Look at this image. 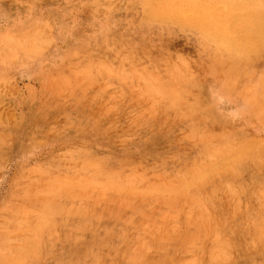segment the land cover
Masks as SVG:
<instances>
[{
  "label": "rangeland",
  "instance_id": "1",
  "mask_svg": "<svg viewBox=\"0 0 264 264\" xmlns=\"http://www.w3.org/2000/svg\"><path fill=\"white\" fill-rule=\"evenodd\" d=\"M222 1L0 0V264H264V0Z\"/></svg>",
  "mask_w": 264,
  "mask_h": 264
},
{
  "label": "bare ground",
  "instance_id": "2",
  "mask_svg": "<svg viewBox=\"0 0 264 264\" xmlns=\"http://www.w3.org/2000/svg\"><path fill=\"white\" fill-rule=\"evenodd\" d=\"M174 1H175V0H174ZM223 1H224V0H223ZM223 1H222V2H223ZM239 1H240V0H239ZM243 1H244V0H243ZM225 2H226V1H225ZM248 2H249V1H248ZM254 2H255V1H254ZM233 3H234V2H233ZM240 3H241V1H240ZM244 3H245V2H244ZM171 4H172V3H171ZM177 4H179V3H177ZM180 4H181V3H180ZM248 4H249V3H248ZM255 4H256V3H255ZM184 5H185V3H184ZM184 5H183V6H184ZM234 5H235V3H234ZM183 6H182V7H183ZM238 6H239V4H238ZM182 7H181V8H182ZM184 7H185V6H184ZM234 7H236V6H234ZM164 8H165V7H164ZM240 8H241V7H240ZM183 9H184V8H183ZM248 9H249V8H248ZM162 10H163V9H161V12H162ZM210 10H211V9H210ZM243 10H244V9H243ZM249 10H250V9H249ZM255 10H256V9H255ZM257 10H258V9H257ZM163 11H165V10H163ZM188 11H189V9H188ZM259 11H262V10H259ZM161 12H160V13H161ZM234 12H235V11H234ZM234 12H233V13H234ZM245 12H246V11H245ZM262 12H263V14H264V11H262ZM177 13H179V12H177ZM177 13H176V14H177ZM183 13H184V12H183ZM185 13H186V12H185ZM191 13H193V12H191ZM236 13H237V12H236ZM248 13H249V12H248ZM251 13H252V12H251ZM251 13H250V14H251ZM255 13H256V12H255ZM255 13H254V14H255ZM257 13H258V12H257ZM161 14H162V13H161ZM196 14H197V13H196ZM217 14H218V13H217ZM220 14H221V13H220ZM238 14H239V13H238ZM243 14L245 15V13H243ZM258 14H259V13H258ZM165 15H166V14H165ZM167 15H168V14H167ZM179 15H180V14H179ZM182 15H183V14H182ZM203 15H204V14H203ZM232 15H233V14H232ZM232 15H231V16H232ZM241 15H242V14H241ZM251 15H252V14H251ZM185 16H187V15H184V17H185ZM217 16H218V15H217ZM238 16H239V15H238ZM256 16H257V19H258V17H259L260 15H259V16L256 15ZM147 17H150V16H147ZM155 17H156V16H155ZM191 17H192V16H191ZM193 17H195V16H193ZM228 17H230V16H228ZM249 17H250V16H249ZM162 18H163V17H162ZM196 18H197V15H196ZM201 18H202V17H201ZM208 18H209V17H208ZM231 18H232V17H231ZM236 18L239 19V18L237 17V15H236ZM259 18H260V17H259ZM203 19H205V18H203ZM225 19H226V18H225ZM245 19H246V18H245ZM260 19H261V18H260ZM184 20L187 21V18L184 19ZM199 20H200V18H199ZM205 20H207V19H205ZM248 20H249V19H248ZM248 20H247V21H248ZM250 20H252V19H250ZM253 20H254V18H253ZM258 20H259V19H258ZM258 20H257V21H258ZM211 21H212V23H213L214 20H211ZM219 21H220V20H219ZM219 21H217V22H219ZM224 21H225V20H224ZM224 21H223V22H224ZM247 21H246V22H247ZM254 21H255V20H254ZM194 22H196V21H194ZM197 22H198V21H197ZM203 22H204V21H203ZM223 22H222V23H223ZM233 22H234V21H233ZM249 22H250V21H249ZM180 23H181V22H180ZM189 23H193V22H189ZM198 23H199V22H198ZM220 23H221V22H220ZM220 23H219V26H220ZM227 23H228V20H227ZM227 23H226V24H227ZM229 23H230V22H229ZM45 24H46V23H45ZM45 24H44V25H45ZM195 24H196V23H195ZM213 24H214V23H213ZM238 24H239V21H238ZM240 24H241V23H240ZM246 24H247V23H246ZM246 24H245V22H244L243 25L246 26ZM248 24H249V23H248ZM254 24H256V22H254ZM259 24H261V23H258V25H259ZM262 24H264V23H262ZM262 24H261V25H262ZM24 25H25V24H24ZM42 25H43V23H42ZM204 25H205V24H204ZM204 25H203V26H204ZM227 25L232 26V24H231V25H230V24H227ZM236 25H237V24H236ZM236 25H234V26L236 27ZM258 25L256 24L255 27L257 28ZM36 26H37V24H36ZM200 26H201V25H200ZM203 26H202V27H203ZM219 26H215V27H219ZM221 26H222V25H221ZM224 26H225V25H224ZM237 26H238V27H236V31H237V29H240V27H239L240 25H237ZM245 26H244V29H245ZM248 26H249V25H247V27H248ZM25 27H26V26H25ZM205 27H206V26H205ZM249 27L251 28V26H249ZM259 27H260V26H259ZM262 27H264V25H263ZM4 28H5V27H4ZM35 28H36V27H35ZM42 28H43V27H42ZM222 28H223V27H222ZM228 28H229V27H226V30H227ZM242 28H243V27H241V29H242ZM253 28H254V27H253ZM256 28H254V29H256ZM220 29H221V28H220ZM223 29H225V28H223ZM223 29H222V30H223ZM241 29H240V30H241ZM244 29H243L242 31H240V32H242V34L240 33V34L238 35V38H240V35H241V36L243 35L244 38H245V36L247 35L248 28H246L247 31L245 30V31H246V32H245L246 35L243 34V33H244V32H243ZM7 30H8V29H7ZM13 30H14V29H13ZM215 30H216V29H215ZM234 30H235V29H234ZM258 30H259V28H258ZM47 31H48V30H47ZM230 31H231V30H230ZM31 32H32V31H31ZM202 32H203V31H202ZM218 32H219V31H218ZM231 32H232V31H231ZM233 32H234V31H233ZM250 32H251V31H250ZM26 33H27V32H26ZM33 33H34V32H33ZM220 33H222V31H221ZM248 33H249V32H248ZM13 34H14V33H13ZM36 34H37V32H36ZM49 34H50V33H49ZM200 34H201V30H200ZM228 34H230V33H228ZM231 34H232V33H231ZM235 34H236V33H235ZM249 34H251V33H249ZM260 34H261V33H260ZM34 35H35V34H34ZM86 35H87V34H86ZM220 35H221V34H220ZM3 36H4V35H3ZM20 36H22V35H20ZM26 36H27V35H26ZM53 36H54V34H53ZM75 36H76V35H75ZM84 36H85V35H84ZM229 36H230V35H229ZM243 36H242V37H243ZM248 36H251V35H248ZM253 36H254V35H253ZM258 36H259V34H258ZM35 37H36V36H35ZM47 37H48V36H47ZM51 37H52V36H51ZM77 37H78V36H77ZM77 37H76V38H77ZM213 37H214V36H213ZM242 37H241V38H242ZM255 37H256V36H255ZM255 37H254V38H255ZM259 37H260V36H259ZM30 38H31V37H30ZM54 38H55V37H54ZM72 38H73V37H72ZM94 38H95V37H94ZM221 38H222V37H221ZM230 38H231V37H230ZM244 38H243V39H244ZM246 38H247V37H246ZM246 38H245V40H246ZM227 39H228V38H227ZM227 39L224 38V40H227ZM232 39H233V38H232ZM248 39H249V38H248ZM250 39H253V37H252V38L250 37ZM256 39L258 40L259 38L257 37ZM14 40H15V39H14ZM25 40H26V39H25ZM68 40H69V39H68ZM71 40H72V39H71ZM208 40H210V38H209ZM237 40H238V39H237ZM237 40H236V42H237ZM241 40H242V39H241ZM253 40H254V42L256 41L255 39H253ZM5 41H6V40H5ZM16 41H17V40H16ZM23 41H24V40H23ZM26 41H27V40H26ZM26 41H25V42H26ZM120 41H121V40H120ZM218 41H220V40H218ZM230 41H232V40H230ZM238 41H239V40H238ZM242 41H244V40H242ZM11 42H12V41H11ZM224 42H225V41H224ZM234 42H235V41H234ZM247 42H248V40H247ZM254 42L252 41V43H254ZM259 42H261V41H258V44H259ZM23 43H24V42H23ZM87 43H88V42H87ZM102 43H103V42H102ZM121 43H122V42H121ZM121 43H120V44H121ZM230 43H231V42H230ZM230 43H229V44H230ZM232 43H233V42H232ZM240 43H243V42L240 41ZM244 43H245V42H244ZM249 43H250V41H249ZM256 43H257V42H256ZM10 44H11V43H10ZM19 44H20V43H19ZM21 44H22V43H21ZM24 44L26 45V43H24ZM49 44H50V43H49ZM71 44H72V43H71ZM220 44H221V43H220ZM225 44H226V43H225ZM230 45H231V44H230ZM237 45L239 46V43H238V42H237ZM241 45H242V44H241ZM248 45H249V44H248ZM254 45H255V43H254ZM27 46H28V45H27ZM232 46L234 47L235 44H234V45H231V47H232ZM242 46H243V45H242ZM255 46H257V45H255ZM88 47H89V46H88ZM112 47H113V46H112ZM250 47H251V45H250L249 47H247V49L250 48ZM29 48H30V47H29ZM29 48H28V49H29ZM45 48H46V47H45ZM85 48H86V47H85ZM101 48H102V47H101ZM117 48H119V47H117ZM228 48H229V47H228ZM236 48H237V47H236ZM240 48H241V47H239V49H238V48H237V49L240 50ZM242 48H244V47H242ZM242 48H241V49H242ZM14 49H15V48H14ZM30 49H31V48H30ZM88 49H89V48H88ZM218 49H220V48H218ZM224 49H225V48H224ZM40 50H41V49H40ZM85 50H86V49H85ZM233 50H234V48H233ZM238 50H236V51H238ZM243 50H244V49H243ZM243 50H242V54L244 53ZM19 51H20V50H19ZM28 51L30 52L31 50H28ZM33 51H34V50H33ZM236 51H235V52H236ZM240 51H241V50H240ZM249 51L251 52V49H250ZM249 51H248V52H249ZM112 52H113V51H112ZM222 52H223V51H222ZM248 52H247V53L245 52V53L248 54ZM67 53H68V52H67ZM78 53H79V52H78ZM83 53H85V52H83ZM109 53H110V52H109ZM251 53H252V52H251ZM222 54H223V53H222ZM242 54H241V55H242ZM65 55H67V54H65ZM219 55H220V54H219ZM28 56H29V55H28ZM69 56H70V55H69ZM69 56H68V57H69ZM75 56H76V55H75ZM220 56H221V55H220ZM136 57H137V56H136ZM26 58H27V56H26ZM127 58H128V57H127ZM219 58H220V57H219ZM243 58H244V57H243ZM68 59H69V58H68ZM217 59H218V58H217ZM220 59H221V58H220ZM14 60H15V59H14ZM117 60H118V59H117ZM119 60H120V58H119ZM240 60H241V59H240ZM61 61H62V60H61ZM70 61H71V60H70ZM89 61H90V60H89ZM139 61H140V60H139ZM173 61H174V60H173ZM62 62H63V61H62ZM116 62H118V61H116ZM123 62H125V61H123ZM219 62H220V61H219ZM57 64H58V63H57ZM63 64H64V63H63ZM70 64H71V63H70ZM78 64H79V63H78ZM108 64H109V63H108ZM117 64H118V63H117ZM117 64H116V65H117ZM119 64H122V63H119ZM151 64H153V63H151ZM178 64H179V63H178ZM95 65H96V64H95ZM95 65H94V66H95ZM67 66H69V64H68ZM146 66H147V65H146ZM173 66H174V65H173ZM222 66H223V65H222ZM127 67H128V65H127ZM155 67H156V66H155ZM164 67H165V66H164ZM171 67H172V66H171ZM228 67H229V66H228ZM56 68H57V67H56ZM56 68H55V69H56ZM117 68H118V66H117ZM158 68H159V67H158ZM172 68H173V67H172ZM174 68H175V67H174ZM176 68H177V67H176ZM224 68H225V67H224ZM8 69H9V68H8ZM119 69H120V68H119ZM160 69H161V68H160ZM160 69H159V70H160ZM184 69H185V68H184ZM222 69H223V68H222ZM228 69H229V68H228ZM228 69H227V70H228ZM129 70H130V69H129ZM166 70H167V69H166ZM213 70H214V69H213ZM216 70H217V69H216ZM253 70H254V69H253ZM96 71H97V70H96ZM121 71H122V70H121ZM142 71H143V70H142ZM221 71H222V70H221ZM229 71H230V70H229ZM1 72H2V71H1ZM66 72H67V71H66ZM66 72H65V73H66ZM118 72H119V71H118ZM143 72H144V71H143ZM232 72H233V71H232ZM162 73H163V72H162ZM251 73H252V72H251ZM60 74H61V73H60ZM94 74H95V73H94ZM149 74H150V73H149ZM183 74H184V73H183ZM105 75H106V74H105ZM127 75H128V74H127ZM89 76H90V75H89ZM162 76H163V75H162ZM172 76H173V75H172ZM251 76H252V75H251ZM57 77H58V76H57ZM110 77H111V76H110ZM113 77H114V76H113ZM122 77H123V76H122ZM140 77H141V76H140ZM248 77H249V76H248ZM58 78H59V77H58ZM72 78H73V77H72ZM82 78H83V77H82ZM105 78H106V77H105ZM130 78H131V77H130ZM141 78H143V77H141ZM177 78H178V77H177ZM243 78H244V77H243ZM98 79H99V78H98ZM107 79H108V78H107ZM126 79H127V78H126ZM143 79H144V78H143ZM52 80H54V78H53ZM60 80H62V79H60ZM93 80H94V79H93ZM115 80H116V79H115ZM164 80H165V79H164ZM230 80H231V79H230ZM241 80H242V78H241ZM252 80H253V79H252ZM110 81H111V80H110ZM110 81H109V82H110ZM124 81H126V80H124ZM138 81H140V80H138ZM51 82H52V81H51ZM122 82H123V81H122ZM135 82H137V80H136ZM140 82H141V81H140ZM140 82H139V83H140ZM155 82H156V81H155ZM236 82H237V81H236ZM91 83H92V82H91ZM113 83H114V82H113ZM116 83H117V82H116ZM225 83L227 84V82H225ZM251 83H252V82H251ZM255 83H256V82H255ZM255 83H254V84H255ZM92 84H93V83H92ZM97 84H98V83H97ZM99 84H101V82H99ZM124 84H126V83H124ZM124 84H123V85H124ZM134 84H135V83H134ZM147 84H148V83H147ZM186 84H188V83H186ZM193 84H194V83H193ZM260 84H261V83H260ZM94 85H95V84H94ZM120 85H121V84H120ZM159 85H161V84H159ZM194 85H195V84H194ZM238 85H239V84H238ZM248 85H249V84H248ZM258 85H259V84H258ZM92 86H93V85H92ZM129 86H130V85H129ZM154 86H155V85H154ZM156 86H157V85H156ZM221 86H222V85H221ZM245 86H246V85H245ZM87 87H88V86H87ZM145 87H146V86H145ZM152 87H153V86H152ZM228 87H229V86H228ZM75 88H76V87H75ZM79 88H80V87H79ZM81 88H82V87H81ZM143 88H144V86H143ZM143 88H142V89H143ZM155 88H157V87H155ZM235 88H236V87H235ZM76 89H77V88H76ZM97 89H98V88H97ZM145 89H146V88H145ZM150 89H151V88H150ZM47 90H48V89H47ZM108 90H110V89H108ZM164 90H165V89H164ZM225 90H226V89H225ZM227 90H228V89H227ZM256 90H257V89H256ZM106 91H107V90H106ZM128 91H129V90H128ZM143 91H144V89H143ZM165 91H166V90H165ZM241 91H242V90H241ZM259 91H260V90H259ZM87 92H88V91H87ZM111 92H112V91H111ZM145 92H146V91H145ZM199 92H200V91H199ZM243 92H244V91H243ZM245 92H246V91H245ZM245 92H244V95H245ZM248 92H249V91H248ZM63 93H64V92H63ZM91 93H92V92H91ZM103 93H104V92H103ZM119 93H120V92H119ZM143 93H144V92H143ZM163 93H165V92H163ZM120 94H121V93H120ZM154 94H156V93H154ZM250 94H251V93H250ZM130 95H131V94H130ZM132 95H133V94H132ZM142 95H143V94H142ZM145 95H146V94H145ZM145 95H144V96H145ZM259 95H260V94H259ZM116 96H117V95H116ZM139 96H140V95H139ZM155 96H156V95H155ZM162 96H163V95H162ZM172 96H173V95H172ZM256 96H258V95H256ZM261 96H262V95H261ZM57 97H58V96H57ZM134 97H135V96H134ZM140 97H141V96H140ZM170 97H171V96H170ZM226 97H228V96H226ZM234 97H235V96H234ZM249 97H251V95H250ZM59 98H60V96H59ZM83 98H85V97H83ZM104 98H105V97H104ZM121 98H122V96H121ZM165 98H166V97H165ZM256 98H257V97H256ZM97 99H98V98H97ZM113 99H114V98H113ZM125 99H126V98H125ZM172 99H173V98H172ZM84 100H85V99H84ZM115 100H116V99H115ZM117 100H120V97H119V99H117ZM117 100H116V101H117ZM167 100H168V99H167ZM173 100H174V99H173ZM201 100H202V99H201ZM139 101H141V100H139ZM144 101H145V100H144ZM154 101H155V100H154ZM206 101H208V100H206ZM124 102H125V101H124ZM149 102H150V101H149ZM149 102H147V103H149ZM175 102H176V101H175ZM140 103H141V102H140ZM145 103H146V102H145ZM147 103H146V104H147ZM154 103H155V102H154ZM154 103H153V104H154ZM177 103H178V102H177ZM180 103H181V102H180ZM182 103H183V102H182ZM206 103H207V102H206ZM261 103H262V102H261ZM128 104H130V103H128ZM132 104H134V103H132ZM132 104H131V105H132ZM137 104H138V102H137ZM149 104H150V103H149ZM153 104H152V105H153ZM168 104H169V103H168ZM170 104H172V103H170ZM251 104H252V101H251ZM117 105H118V104H117ZM144 105H145V104H144ZM162 105H163V104H162ZM214 105H215V104H214ZM248 105H249V104H248ZM137 106H138V105H137ZM141 106H142V105H141ZM164 106H166V105H164ZM106 107H107V106H106ZM110 107H111V106H110ZM112 107H113V106H112ZM131 107H132V106H131ZM157 107H158V106H157ZM168 107H169V106H168ZM200 107H201V106H199V108H200ZM249 107H250V106H249ZM251 107H252V106H251ZM102 108H103V106H102ZM124 108H125V107H124ZM124 108H123V109H124ZM172 108H173V107H172ZM205 108H206V107H205ZM208 108H209V107H208ZM108 109H109V108H108ZM194 109H195V108H194ZM200 109H201V108H200ZM206 109H207V108H206ZM59 110H60V109H59ZM59 110H58V111H59ZM157 110H158V109H157ZM178 110H180V109H178ZM190 110H191V109H190ZM255 110H256V109H255ZM205 111H206V110H205ZM207 111H208V110H207ZM259 111H260V110H259ZM159 112H160V111H159ZM202 112H203V111H202ZM250 112H251V111H250ZM161 113H162V112H161ZM166 113H167V112H166ZM205 113H206V112H205ZM222 113H223V112H222ZM93 114L95 115V113H93ZM131 114H132V113H131ZM131 114H129V115H131ZM199 114H200V113H199ZM210 115H211V114H210ZM216 115H217V114H216ZM133 116H134V115H133ZM133 116H132V117H133ZM71 117H72V116H71ZM157 117H158V116H157ZM176 117H177V116H176ZM65 118H66V117H65ZM194 118H195V117H194ZM200 118H201V117H200ZM204 118H205V117H204ZM128 119H129V118H128ZM128 119H127V120H128ZM139 119H140V118H139ZM183 119H184V118H183ZM183 119H182V120H183ZM213 119H214V118H213ZM243 119H244V117H243ZM199 120H200V119H199ZM199 120H198V121H199ZM155 121H156V120H155ZM185 121H186V120H185ZM180 123H181V122H180ZM190 123H192V122H190ZM190 123H189V124H190ZM38 125H39V124H38ZM193 125H194V123H193ZM176 126H177V125H176ZM202 126H203V125H202ZM230 126H231V125H230ZM200 127H201V126H200ZM108 128H109V127H108ZM196 128H197V127H196ZM210 128H211V127H210ZM34 129H35V128H34ZM72 129H73V128H72ZM117 129H118V128H117ZM119 130L121 131V129H119ZM236 130H237V129H236ZM193 131H194V130H193ZM230 131H231V130H230ZM40 132H41V131H40ZM238 132H239V131H238ZM240 132H241V130H240ZM72 133H73V132H72ZM228 133H229V132H228ZM233 133H234V132H233ZM44 134H46V133H44ZM193 134H194V132H193ZM197 134H198V133H197ZM220 134H222V133H220ZM235 134H236V133H235ZM248 134H249V133H248ZM120 135H121V134H120ZM191 135H192V134H191ZM218 135H219V134H218ZM229 135H230V134H229ZM233 135H234V134H233ZM82 136H83V135H82ZM220 136H221V135H220ZM31 137H32V136H31ZM98 137H99V136H98ZM100 137H101V136H100ZM193 138H194V137H193ZM34 139H35V138H34ZM183 139H184V138H183ZM203 139H204V138H203ZM140 140H141V139H140ZM186 140H187V139H186ZM186 140H185V141H186ZM188 140H190V139H188ZM193 140H194V139H193ZM193 140H192V141H193ZM212 140H213V139H212ZM222 140H223V138H222ZM207 141H208V139H207ZM214 141H215V140H214ZM216 141H217V140H216ZM173 142H174V141H173ZM177 142H178V141H177ZM232 142H233V141H232ZM191 143H192V142H191ZM176 144H177V143H176ZM193 144H194V143H193ZM200 144H202V143H200ZM212 144H213V143H212ZM207 145H208V143H207ZM186 146H187V145H186ZM216 146H217V145H216ZM235 146H236V145H235ZM24 147H25V146H24ZM87 147H88V146H87ZM194 147H195V146H194ZM211 147H212V146H211ZM223 147H224V146H223ZM252 147H253V146H252ZM255 147H256V146H255ZM204 148H206V146H205ZM215 148H216V147H215ZM224 148H225V147H224ZM226 148H227V147H226ZM250 148H251V147H250ZM191 149H192V148H191ZM85 150H86V149H85ZM90 150H91V149H90ZM193 150H194V149H193ZM226 150H227V149H226ZM195 151H196V150H195ZM223 151H224V150H223ZM229 151H230V149H229ZM71 152H72V151H71ZM71 152H70V153H71ZM202 152H203V151H202ZM216 152H217V151H216ZM216 152H215V153H216ZM70 153H69V154H70ZM95 153H96V152H95ZM217 153H218V152H217ZM219 153H220V152H219ZM227 153H228V152H227ZM75 154H76V153H75ZM78 154H79V153H78ZM211 154H212V152H211ZM225 154H226V153H225ZM60 155H61V154H60ZM172 155H173V154H172ZM191 155H192V154H191ZM200 155H201V154H200ZM202 155H203V154H202ZM202 155H201V156H202ZM216 155H217V154H216ZM67 156H68V155H67ZM67 156H66V157H67ZM175 156H176V155H175ZM193 156H194V155H193ZM250 156H251V155H250ZM90 157H91V156H90ZM169 157H170V156H169ZM205 157H206V156H205ZM99 158H100V157H99ZM171 158H172V157H171ZM192 158H193V157H192ZM54 159H55V158H54ZM65 159H66V158H65ZM69 159H70V158H69ZM78 159H79V158H78ZM107 159H108V157H107ZM151 159H152V158H151ZM163 159H164V158H163ZM135 160H136V159H135ZM203 160H204V159H203ZM212 160H213V159H212ZM62 161H63V160H62ZM72 161H73V160H72ZM74 161H75V160H74ZM155 161H156V160H155ZM182 161H183V159H182ZM64 162H65V161H64ZM115 162H116V161H115ZM141 162H142V161H141ZM150 162H151V161H150ZM229 162H230V161H229ZM38 163H39V162H38ZM66 163H67V162H66ZM118 163H119V162H118ZM126 163H127V162H126ZM129 163H130V162H129ZM157 163H158V162H157ZM174 163H175V162H174ZM233 163H234V162H233ZM149 164H150V163H149ZM192 164H193V163H192ZM230 164H231V162H230ZM51 165H52V164H51ZM74 165H75V164H74ZM83 165H84V163H83ZM111 165H112V164H111ZM145 165H146V162H145ZM157 165H158V164H157ZM44 166H46V165H44ZM58 166H59V165H58ZM80 166L82 167V163H81V165H79L78 167H80ZM87 166H88V165H87ZM131 166H132V165H131ZM164 166H165V165H164ZM198 166H199V165H198ZM224 166H225V164H224ZM224 166H223V167H224ZM232 166H233V165H232ZM47 167H48V166H47ZM63 167H64V166H63ZM65 167H66V166H65ZM172 167H174V166L172 165ZM24 168H25V167H24ZM40 168H41V167H40ZM56 168H58V167H56ZM177 168H178V167H177ZM25 169H26V168H25ZM30 169H33V168H30ZM80 169H81V168H80ZM92 169H94V168L92 167ZM53 170H54V169H53ZM59 170H60V169H59ZM61 170H62V168H61ZM67 170H68V169H67ZM67 170H66V171H67ZM82 170H83V169H82ZM129 170H130V169H129ZM131 170H132V169H131ZM136 170H137V169H136ZM169 170H170V169H169ZM27 171H29V170H27ZM31 171H32V170H31ZM47 171H48V169H47ZM106 171H108V170H106ZM148 171H149V170H148ZM189 171H190V170H189ZM222 171H223V170H221L220 172H222ZM25 172H26V171H25ZM53 172H54V171H53ZM88 172H89V171H88ZM95 172H96V171H95ZM170 172H171V171H170ZM178 172H179V171H178ZM184 172H185V171H184ZM217 172H219V171H217ZM17 173H18V172H17ZM109 173H111V172H109ZM114 173H115V172H114ZM162 173H163V172H162ZM181 173H183V172H181ZM181 173H179V175H180ZM203 173H204V172H203ZM211 173H212V172H211ZM214 173H215V172H214ZM222 173H223V172H222ZM226 173H227V172H226ZM25 174H26V173H25ZM30 174H31V173H30ZM34 174L36 175V173H34ZM37 174H38V173H37ZM71 174H72V173H71ZM104 174H105V172H104ZM107 174H108V173H107ZM131 174H132V173H131ZM220 174H221V173H220ZM60 175H61V174H60ZM62 175H63V174H62ZM102 175H103V174H102ZM117 175H118V174H117ZM126 175H127V174H126ZM134 175H136V174H134ZM187 175H188V174H187ZM208 175H209V174H208ZM13 176H14V175H13ZM52 176H53V175H52ZM67 176H68V175H67ZM97 176H98V175H97ZM183 176H184V175H183ZM221 176H222V175H221ZM36 177H37V176H36ZM150 177H151V176H150ZM153 177H154V176H153ZM153 177H151V178H153ZM186 177H187V176H186ZM27 178H28V177H27ZM49 178H50V177H49ZM53 178H55V177H53ZM56 178H57V177H56ZM100 178H102V177H100ZM112 178H113V177H112ZM138 178H139V177H138ZM191 178H192L193 180H195V181H200V179L202 178V174H201V172L196 173V174H194ZM208 178H209V177H208ZM215 178H216V176H215ZM20 179H21V178H20ZM115 179H116V178H115ZM130 179H131V178H130ZM133 179H134V178H133ZM141 179H142V178H141ZM147 179H148V178H147ZM155 179H157V178H155ZM54 180H55V179H54ZM59 180H60V179H59ZM79 180H80V179H79ZM144 180H145V179H144ZM10 181H11V180H10ZM30 181H31V180H30ZM66 181H67V180H66ZM68 181H69V180H68ZM75 181H76V180H75ZM106 181H108V180H106ZM137 181H138V180H137ZM195 181H194V182H195ZM108 182H109V181H108ZM131 182H132V181H131ZM135 182H136V181H135ZM148 182H149V181H148ZM153 182H154V181H153ZM191 182H192V181H191ZM209 182H210V181H209ZM211 182H213V181H211ZM214 182H215V181H214ZM30 183L32 184L33 181L30 182ZM53 183H55V182H53ZM156 183H157V182H156ZM9 184H10V183H9ZM12 184H13V183H12ZM51 184H52V183H51ZM107 184H108V183H107ZM141 184H142V183H141ZM167 184H169V183H167ZM89 185H90V184H89ZM91 185H92V184H91ZM137 185H138V184H137ZM148 185H149V184H148ZM171 185H172V184H171ZM192 185H193V184H192ZM220 185H221V184H220ZM262 185H263V184H262ZM14 186H15V185H14ZM31 186H32V185H31ZM31 186H30V187H31ZM145 186H146V185H145ZM149 186H150V185H149ZM152 186H153V185H152ZM16 187H17V186H16ZM27 187H28V186H27ZM97 187H98V185H97ZM159 187H160V186H159ZM161 187H162V186H161ZM221 187H222V186H221ZM23 188H24V187H23ZM56 188H58V187H56ZM72 188H75V187H72ZM113 188H114V187H113ZM113 188H112V189H113ZM126 188H128V187H126ZM89 189H90V188H89ZM109 189H110V187H109ZM168 189H169V188H168ZM185 189H186V188H185ZM187 189H189V188H187ZM8 190H9V189H8ZM37 190H38V189H37ZM41 190H42V189H41ZM47 190H50V189H47ZM81 190H82V188H81ZM83 190H84V189H83ZM87 190H88V188H87ZM100 190H101V189H100ZM104 190H105V189H104ZM106 190H107V189H106ZM133 190H134V189H133ZM141 190H142V189H141ZM51 191H52V190H51ZM79 191H80V190H79V188H78V191H77V192H79ZM108 191H109V190H108ZM148 191H149V190H148ZM148 191H147V192H148ZM262 191H263V190H262ZM12 192H13V191H12ZM34 192H35V191H34ZM34 192H33V193H34ZM43 192H44V191H43ZM53 192H54V191H53ZM109 192L111 193L112 191H109ZM129 192H130V191H129ZM138 192H140V191H138ZM142 192H145V191H142ZM154 192H155V191H154ZM180 192H181V191H180ZM180 192H179V193H180ZM193 192H194V190H193ZM217 192H218V191H217ZM13 193H14V192H13ZM19 193H20V191H19ZM31 193H32V192H31ZM58 193H59V192H58ZM64 193H65V192H64ZM70 193H71V192H70ZM92 193H93V192H92ZM95 193H96V191H95ZM99 193H100V192H99ZM114 193H115V192H114ZM117 193H118V192H117ZM16 194H17V193H16ZM120 194H121V193H120ZM129 194H130V193H129ZM153 194H154V193H153ZM164 194H165V193H164ZM171 194H172V193H171ZM180 194H181V193H180ZM189 194H190V192H189ZM189 194H187V195H189ZM222 194H223V193H222ZM240 194H241V193H240ZM108 195H109V194H108ZM130 195H131V194H130ZM161 195H162V193H161ZM177 195H178V194H177ZM226 195H227V194H226ZM34 196H35V195H34ZM39 196H40V195H39ZM43 196H45V195H43ZM46 196H47V195H46ZM57 196H58V195H57ZM57 196H56V197H57ZM64 196H65V195H64ZM112 196H113V195H112ZM140 196H141V195H140ZM152 196H155V195H152ZM163 196H164V195H163ZM173 196H174V194H173ZM175 196H176V195H175ZM178 196H179V195H178ZM181 196H182V195H181ZM204 196H205V195H204ZM254 196H255V195H254ZM21 197H22V196H21ZM98 197H100V196H98ZM141 197H143V196H141ZM6 198H7V197H6ZM30 198H31V197H30ZM59 198H60V197H59ZM61 198H62V197H61ZM70 198H71V197H70ZM112 198H113V197H112ZM117 198H118V197H117ZM117 198H116V199H117ZM127 198H128V197H127ZM154 198H155V197H154ZM164 198H165V197H164ZM180 198H181V197H180ZM251 198H252V197H251ZM21 199H22V198H21ZM72 199H73V198H72ZM72 199H71V200H72ZM87 199H88V198H87ZM128 199H129V198H128ZM165 199H166V198H165ZM79 200H80V199H79ZM83 200H84V199H83ZM88 200H90V199H88ZM97 200H98V199H97ZM122 200H123V199H122ZM131 200H132V199H131ZM137 200H139V199H137ZM148 200H149V199H148ZM181 200H182V199H181ZM37 201H38V200H37ZM86 201H87V200H86ZM100 201H101V200H100ZM102 201H103V200H102ZM117 201H118V200H117ZM117 201H116V202H117ZM124 201H125V200H124ZM144 201H145V200H144ZM149 201H150V200H149ZM175 201H176V200H175ZM188 201H189V200H188ZM221 201H222V200H221ZM25 202H26V201H25ZM28 202H30V201H28ZM104 202H105V201H104ZM108 202H109V201H107L106 203L108 204ZM112 202H113V201H112ZM134 202H135V201H134ZM152 202H153V201H152ZM182 202H183V201H182ZM182 202H181V203H182ZM184 202H185V199H184ZM186 202H187V201H186ZM11 203H12V202H11ZM11 203H10V204H11ZM22 203H23V202H22ZM22 203H21V204H22ZM33 203H34V202H33ZM83 203H84V202H83ZM150 203H151V202H150ZM158 203H159V202H158ZM160 203H161V202H160ZM175 203H176V202H175ZM258 203H259V202H258ZM2 204H3V203H2ZM37 204H38V203H37ZM44 204H45V203H44ZM53 204H54V203H53ZM135 204H136V202H135ZM178 204H180V201H179ZM194 204L196 205V202H194ZM7 205H8V204H7ZM16 205H17V204H16ZM91 205H92V204H91ZM133 205H134V204H132V206H133ZM145 205H148V203L145 204ZM149 205H150V204H149ZM159 205H161V204H159ZM185 205H186V204H185ZM20 206H21V205H20ZM27 206H28V205H27ZM57 206H58V205H57ZM99 206H100V205H99ZM112 206H113V205H112ZM115 206L117 207V204H116ZM118 206H119V205H118ZM165 206H166V205H165ZM169 206H170V205H169ZM177 206H178V205H177ZM180 206H181V205H180ZM190 206H191V205H190ZM196 206H197V205H196ZM13 207H14V206H13ZM30 207H31V206H30ZM62 207H63V206H62ZM95 207H96V206H95ZM103 207H104V205H103ZM155 207H156V206H155ZM181 207H183V206H181ZM251 207H252V206H251ZM257 207H258V206H257ZM97 208H98V207H97ZM104 208H105V207H104ZM111 208H112V207H111ZM127 208H128V207H127ZM127 208H126V209H127ZM135 208H136V207H135ZM161 208H162V207H161ZM172 208H173V206H172ZM241 208H242V207H241ZM46 209H47V208H46ZM50 209H51V208H50ZM55 209H56V208H55ZM101 209H102V208H101ZM105 209H106V208H105ZM128 209H129V208H128ZM128 209H127V210H128ZM163 209H164V208H163ZM190 209H191V208H190ZM194 209H195V208H194ZM10 210H11V209H10ZM19 210H20V209H19ZM42 210H43V209H42ZM83 210H84V209H83ZM133 210H135V209H133ZM177 210H178V209H177ZM181 210H182V209H181ZM183 210H184V209H183ZM199 210H201V209H199ZM13 211H14V210H13ZM16 211H17V210H16ZM45 211H46V210H45ZM95 211H96V210H95ZM124 211H125V210L123 209V213H124ZM136 211H137V210H136ZM139 211H140V210H139ZM146 211H147V209H146ZM155 211H156V210H155ZM160 211H161V210H160ZM163 211H164V210H163ZM191 211H192V210H191ZM202 211H203V209H202ZM247 211H248V210H247ZM10 212H11V211H10ZM39 212H40V211H39ZM42 212H43V211H42ZM52 212H53V209H52ZM102 212H103V211H102ZM105 212H106V211H105ZM140 212H141V211H140ZM140 212H138V213H140ZM174 212H175V211H174ZM176 212H177V211H176ZM181 212H182V211H181ZM195 212H197V210H196ZM198 212H199V211H198ZM12 213H13V212H12ZM17 213H18V211H17ZM30 213H31V212H30ZM54 213H55V212H54ZM120 213H121V212H120ZM123 213H122V214H123ZM166 213H167V212H166ZM250 213H251V212H250ZM19 214H21V213H19ZM19 214H18V215H19ZM124 214H125V213H124ZM127 214H129V213H127ZM168 214H169V213H168ZM172 214H174V213H172ZM196 214L198 215V213H196ZM243 214H244V213H243ZM251 214H252V213H251ZM34 215H35V214H34ZM47 215H48V214H47ZM55 215H56V214H55ZM73 215H74V214H73ZM104 215H105V214H104ZM107 215H108V214H107ZM119 215H120V214H119ZM134 215H135V214H134ZM140 215H141V213H140ZM142 215H143V214H142ZM149 215H150V214H149ZM165 215H166V214H165ZM256 215H257V214H256ZM0 216H1V215H0ZM13 216H14V215H13ZM35 216H36V215H35ZM78 216H79V215H78ZM108 216H110V215H108ZM138 216H139V215H138ZM172 216H174V215H172ZM198 216H199V215H198ZM257 216H258V215H257ZM28 217H32V216H28ZM28 217L25 218V220L28 219ZM38 217H40V216H38ZM58 217H59V216H58ZM82 217H83V216H82ZM82 217H81V218H82ZM143 217H144V216H143ZM168 217H171V216L168 215ZM184 217H186V215H185ZM190 217H192V216H190ZM211 217H212V216H211ZM4 218H5V217H4ZM88 218H89V217H88ZM90 218H91V217H90ZM92 218H94V217H92ZM154 218H155V217H154ZM192 218H193V217H192ZM203 218H204V217H203ZM232 218H233V217H232ZM2 219H3V218H2ZM23 219H24V218H23ZM30 219H31V218H30ZM40 219H41V218H40ZM40 219H39V220H40ZM86 219H87V218H86ZM105 219H106V218H105ZM129 219H130V218H129ZM138 219H139V218H138ZM143 219H144V218H143ZM159 219H161V218H159ZM196 219H197V218H196ZM17 220H18V219H17ZM95 220H97V219H95ZM100 220H101V219H100ZM156 220H157V219H156ZM164 220H165V219H164ZM172 220H174V219H172ZM185 220H187V219H185ZM188 220H189V219H188ZM212 220H213V218H212ZM13 221H14V220H13ZM31 221H32V220H31ZM90 221H91V220H90ZM117 221H118V220H117ZM133 221H134V220H133ZM140 221H141V220H140ZM152 221H153V220H152ZM162 221H163V220H162ZM179 221H180V220H179ZM263 221H264V220H263ZM158 222H159V221H158ZM163 222L165 223V221H163ZM180 222H181V221H180ZM180 222H178V223H180ZM182 222H183V221H182ZM191 222H192V221H191ZM193 222H194V221H193ZM209 222H210V220H209ZM251 222H252V221H251ZM48 223H49V222H48ZM118 223H119V222H118ZM118 223H117V225H118ZM128 223H129V222H128ZM147 223H148V222H147ZM169 223H170V222H169ZM175 223H176V222H175ZM189 223H190V222H189ZM5 224H6V223H5ZM86 224H87V223H86ZM125 224H126V223H125ZM133 224H134V223H133ZM139 224H140V223H139ZM171 224H172V223H171ZM190 224H191V223H190ZM195 224H196V226H197V223H196V222H195ZM251 224H252V223H251ZM18 225H19V224H18ZM18 225H17V226H18ZM20 225H21V224H20ZM72 225H73V224H72ZM72 225H71V226H72ZM121 225H122V224H121ZM142 225H143V224H142ZM160 225H161V224H160ZM163 225H164V224H163ZM253 225H254V224H253ZM9 226H10V225H9ZM17 226H16V227H17ZM91 226H92V225H91ZM144 226H145V225H144ZM168 226H169V225H168ZM192 226H195V225H192ZM196 226H195V227H196ZM200 226H201V225H200ZM119 227H121V226H119ZM130 227H131V226H130ZM151 227H152V226H151ZM170 227H171V226H170ZM175 227H176V226H175ZM180 227H181V225H180ZM187 227H188V225H187ZM243 227H244V226H243ZM249 227H250V226H249ZM21 228H22V226H21ZM50 228H51V227H50ZM171 228H172V227H171ZM189 228H190V227H189ZM227 228H228V227H227ZM28 229H30V228H28ZM126 229H127V228H126ZM145 229H146V227H145ZM147 229H148V228H147ZM166 229H167V228H166ZM177 229H178V228H177ZM190 229H191V228H190ZM195 229H196V228H195ZM105 230H107V229H105ZM127 230H128V229H127ZM187 230H188V229H187ZM212 230H213V228H212ZM16 231H17V230H16ZM25 231H26V230H25ZM48 231H49V230H48ZM75 231H76V230H75ZM98 231H99V230H98ZM116 231H118V230H116ZM148 231H150V230H148ZM155 231H156V230H155ZM178 231H179V230H178ZM189 231H190V230H189ZM195 231H196V230H195ZM18 232H19V231H18ZM26 232H27V231H26ZM28 232H29V231H28ZM30 232H31V231H30ZM36 232H37V231H36ZM90 232H91V231H90ZM101 232H102V231H101ZM101 232H100V233H101ZM131 232H132V231H131ZM164 232H165V231H164ZM198 232H199V231H198ZM121 233H122V232H121ZM151 233H153V232H151ZM165 233H166V232H165ZM174 233H175V232H174ZM176 233H177V232H176ZM176 233H175V235H176ZM184 233H185V232H184ZM189 233H190V232H189ZM189 233H188V234H189ZM195 233H196V232H195ZM224 233H225V232H224ZM234 233H235V232H234ZM14 234H16V233H14ZM14 234H13V235H14ZM21 234H22V233H21ZM34 234H35V233H34ZM143 234H144V233H143ZM145 234H146V233H145ZM158 234H159V233H158ZM160 234H161V233H160ZM166 234H167V233H166ZM169 234H170V233H169ZM186 234H187V233H186ZM188 234H187V235H188ZM10 235H11V234H10ZM30 235H31V234H30ZM103 235H104V234H103ZM173 235H174V234H173ZM179 235H180V234H179ZM33 236H34V235H33ZM53 236H54V235H53ZM144 236H145V235H144ZM157 236H158V235H157ZM157 236H156V237H157ZM189 236H190V235H189ZM15 237H17V236H15ZM18 237H19V236H18ZM29 237H30V236H29ZM43 237H44V236H43ZM49 237H50V236H49ZM99 237H101V236H99ZM107 237H108V236H107ZM116 237H117V236H116ZM116 237H115V238H116ZM148 237H149V236H148ZM163 237H164V236H163ZM163 237L161 236V238H163ZM187 237H188V236H187ZM187 237H185V239H186ZM209 237H210V236H209ZM209 237H208V238H209ZM20 238H21V236H20ZM23 238H24V237H23ZM120 238H121V237H120ZM131 238H132V237H131ZM139 238H140V237H139ZM176 238H177V237H176ZM180 238H181V237H180ZM46 239H47V238H46ZM121 239H122V238H121ZM129 239H130V238H129ZM140 239H141V238H140ZM169 239H171V238H169ZM4 240H5V239H4ZM19 240H20V239H19ZM21 240H22V238H21ZM36 240H37V239H36ZM44 240H45V239H44ZM89 240H90V238H89ZM117 240H119V239H117ZM131 240H133V239H131ZM158 240H159V239H158ZM158 240H157V241H158ZM206 240H207V239H206ZM23 241H24V240H23ZM46 241H47V240H46ZM159 241H160V240H159ZM162 241H163V240H162ZM179 241H181V240H179ZM13 242H14V241H13ZM154 242H155V241H154ZM168 242H169V241H168ZM11 243H12V242H11ZM24 243H25V242H24ZM24 243H23V244H24ZM60 243H61V242H60ZM91 243H92V242H91ZM144 243H145V242H144ZM161 243H162V242H161ZM166 243H167V242H166ZM3 244H4V242H3ZM48 244H49V243H48ZM58 244H59V243H58ZM123 244H124V243H123ZM149 244H150V243H149ZM158 244H159V243H158ZM175 244H176V243H175ZM210 244H212V242H211ZM215 244H216V243H215ZM6 245H7V244H6ZM35 245H36V244H35ZM140 245H141V244H140ZM164 245H166V244H164ZM181 245H182V244H181ZM181 245H180V246H181ZM184 245H185V244H184ZM23 246H24V245H23ZM89 246H90V245H89ZM126 246H128V245H126ZM154 246H155V245H154ZM159 246H160V245H159ZM162 246H163V245H162ZM187 246H188V245H187ZM36 247H37V246H36ZM92 247H93V246H92ZM112 247H113V246H112ZM115 247H116V246H115ZM135 247H136V245H135ZM138 247H139V246H138ZM141 247H142V245H141ZM121 248H122V247H121ZM150 248H151V246H150ZM180 248H181V247H180ZM7 249H8V248H7ZM23 249H24V248H23ZM70 249H71V248H70ZM128 249H129V248H128ZM135 249H136V248H135ZM135 249L133 248V250H135ZM140 249H141V248H140ZM173 249H174V248H173ZM2 250H3V249H2ZM114 250H115V249H114ZM151 250H152V249H151ZM215 250H216V249H215ZM130 251H131V250H130ZM147 251H148V250H147ZM147 251H146V253H147ZM183 251H184V250H183ZM206 251H207V250H206ZM232 251H233V250H232ZM20 252H21V250H20ZM152 252H153V251H152ZM173 252H174V251H173ZM180 252H182V251H180ZM13 253H15V252H13ZM149 253H150V252H149ZM149 253H148V254H149ZM0 254H1V253H0ZM15 254H16V253H15ZM59 254H60V253H59ZM24 255H25V254H24ZM67 255H68V254H67ZM154 255H155V254H154ZM157 255H158V254H157ZM122 256H123V255H122ZM145 256H146V254H145ZM162 256H163V254H162ZM186 256H187V255H186ZM146 257H147V256H146ZM152 257H154V256H152ZM180 257H181V256H180ZM204 257H205V256H204ZM53 258H54V257H53ZM161 258H162V257H161ZM176 258H177V257H176ZM25 259H26V258H25ZM79 259H80V258H79ZM2 260H3V259H2ZM51 260H52V259H51ZM64 260H65V259H64ZM131 260H132V259H131ZM13 262H15V261H13ZM43 262H44V261H43ZM165 262H166V261H165ZM51 263H52V262H51ZM167 263H168V262H167ZM128 264H129V263H128Z\"/></svg>",
  "mask_w": 264,
  "mask_h": 264
}]
</instances>
